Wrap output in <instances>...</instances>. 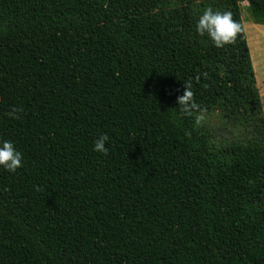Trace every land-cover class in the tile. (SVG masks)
<instances>
[{"label":"trees","instance_id":"1","mask_svg":"<svg viewBox=\"0 0 264 264\" xmlns=\"http://www.w3.org/2000/svg\"><path fill=\"white\" fill-rule=\"evenodd\" d=\"M238 2L264 26V0H0V140L23 157L0 168V264H264V114ZM208 8L240 25L222 48L196 32Z\"/></svg>","mask_w":264,"mask_h":264},{"label":"clouds","instance_id":"2","mask_svg":"<svg viewBox=\"0 0 264 264\" xmlns=\"http://www.w3.org/2000/svg\"><path fill=\"white\" fill-rule=\"evenodd\" d=\"M240 31V25L232 19V14L228 11H213L211 8L205 9L196 21V32L199 35L207 36L212 44L217 48H222L232 42ZM184 92L177 97L179 109L184 113L196 110L198 106L193 101V93L190 84H184ZM199 124L205 120V113L201 110L195 117ZM107 137L101 135L93 143V151L100 154H107ZM22 154L17 150L11 140H0V168L15 173L22 167Z\"/></svg>","mask_w":264,"mask_h":264},{"label":"rangeland","instance_id":"3","mask_svg":"<svg viewBox=\"0 0 264 264\" xmlns=\"http://www.w3.org/2000/svg\"><path fill=\"white\" fill-rule=\"evenodd\" d=\"M238 6L264 114V26L252 22L246 2H238ZM199 124L212 132L216 141H227L232 138L229 131L225 130L224 124L217 113L205 115V120Z\"/></svg>","mask_w":264,"mask_h":264}]
</instances>
